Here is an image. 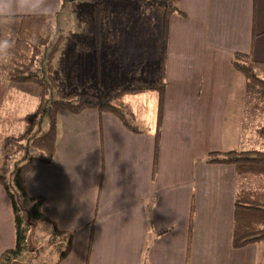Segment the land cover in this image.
Listing matches in <instances>:
<instances>
[{
  "label": "crops",
  "instance_id": "1",
  "mask_svg": "<svg viewBox=\"0 0 264 264\" xmlns=\"http://www.w3.org/2000/svg\"><path fill=\"white\" fill-rule=\"evenodd\" d=\"M177 6L167 18L160 7L152 10L157 20L145 29L157 34L156 50L166 62L160 127L156 110L145 122L135 113V130L95 108L61 111L55 160L36 164L26 177L29 193L44 197L47 216L74 234L60 264L76 263L70 262L76 251L79 264H264V241L232 242L235 196L249 189V176L207 158L210 150L255 148L244 139L246 81L232 58L242 51L264 61V0H180ZM19 27V17L0 24V38L8 33L15 41ZM95 44L102 61V44ZM127 46L123 53L132 52ZM13 51L0 61V165L12 150L8 138L25 133L40 98L36 83L9 79ZM178 99L189 102L187 116ZM201 99L199 126L194 110ZM213 138L218 147L210 146ZM51 224L62 251L67 235L56 236ZM15 245L12 203L0 183V255Z\"/></svg>",
  "mask_w": 264,
  "mask_h": 264
},
{
  "label": "trees",
  "instance_id": "2",
  "mask_svg": "<svg viewBox=\"0 0 264 264\" xmlns=\"http://www.w3.org/2000/svg\"><path fill=\"white\" fill-rule=\"evenodd\" d=\"M179 1L157 0L156 3L167 18L178 9ZM71 5L78 10L87 7L79 0H72ZM19 19L20 27L8 76L14 82L36 83L40 87V98L36 111L26 117L29 124L26 132L20 137L8 138L12 150L0 165V183L5 186L11 199L16 226V245L0 255V264H15L29 251L28 227L23 214L25 205L29 207L30 217L53 223L56 236L67 235L66 247L54 263L60 264L71 252L74 234L59 228L56 221L47 216L43 209L44 197L31 195L26 184V177L36 164H48L55 160L59 113L61 111L81 113L86 109L95 108L99 112L112 113L127 127L135 130L131 123V120H134V112L124 103L123 98L128 94L158 91L159 128L164 112L167 84L163 78L148 80L137 76L115 85L107 93L67 91L55 78V69L50 61L55 58L63 38V35L57 36L54 18L50 21V27L47 26L49 22L42 18L20 16ZM33 38L36 43H31ZM40 57L44 61L37 69ZM232 64L245 76L246 97L264 101V61L255 59L251 52L237 51L232 58ZM45 120L48 122L47 129L43 128ZM255 131L264 146V125L257 127ZM213 154L215 156L210 158L212 162L232 164L241 176L264 174V149L255 147ZM7 171L9 175L6 174ZM233 218L232 242L235 247L264 241V190H239L235 196Z\"/></svg>",
  "mask_w": 264,
  "mask_h": 264
},
{
  "label": "rangeland",
  "instance_id": "3",
  "mask_svg": "<svg viewBox=\"0 0 264 264\" xmlns=\"http://www.w3.org/2000/svg\"><path fill=\"white\" fill-rule=\"evenodd\" d=\"M79 1L84 2L87 7L78 10L73 8L72 5L69 6L66 0H53L54 3L59 5L60 9L58 15L54 17L53 23L57 36L63 35V38L55 58L50 61L55 69V78L59 83H62L65 90L107 93L115 85L135 76V70L145 79L157 80L163 78L167 82L166 62L164 56L162 58L163 51L161 54L156 50L158 36L154 32L150 34L145 32L147 26L151 24L153 27L155 20H157V16H152V10L155 12V9L159 7L156 3L157 0ZM150 4L152 5L147 7ZM96 41H100L103 47V53L100 55L103 63L100 61L99 52L96 50ZM144 43L146 45H142ZM128 44L132 47V52L123 53L122 51L128 47ZM120 48V53H113V49ZM160 56L162 58V60L160 59L161 62L154 63ZM145 57L146 60H144ZM43 61L44 59L40 57L37 69L42 66ZM216 92L214 94L217 95V89ZM151 96L154 99H151ZM247 98L243 128L244 139L247 145L251 144L252 147L264 149L261 138L255 131L257 127L264 125V101ZM123 101L125 104L133 106L135 111L133 112L134 115L136 113L138 121L145 122L150 120V111L156 110L158 112L159 92L148 91L138 95L128 94ZM165 102L164 107L167 104V99ZM176 102L179 108L184 110L182 117L187 116L189 102L179 99ZM219 102L220 99L217 96L216 105ZM203 103L204 100L201 99L198 109L194 110V116H196V122L199 123V126L202 125L203 121ZM140 122L136 123L131 120L133 125L140 124ZM214 122L216 125L218 118H214ZM211 124H213L212 120ZM43 128H48L46 120ZM219 141V138L215 141L214 138L209 140L210 146L218 147ZM213 151L210 150V152ZM210 152L207 154V158L215 156ZM88 167H90V164H88ZM6 174L9 175V171ZM248 176L250 178L249 184L247 183L244 187L264 190V174ZM23 214L27 221L29 249L30 251H38V255L29 258L26 253L15 264H54L62 248L59 240L53 235L52 224L43 219L30 217L28 205H25ZM37 242H41L42 246ZM70 262L79 264L77 251L73 253Z\"/></svg>",
  "mask_w": 264,
  "mask_h": 264
},
{
  "label": "clouds",
  "instance_id": "4",
  "mask_svg": "<svg viewBox=\"0 0 264 264\" xmlns=\"http://www.w3.org/2000/svg\"><path fill=\"white\" fill-rule=\"evenodd\" d=\"M59 5L53 0H0V24L7 25L16 17L30 16L42 18L49 22L59 13ZM35 38L31 43H36ZM15 46L12 36L6 33L0 38V61L10 58Z\"/></svg>",
  "mask_w": 264,
  "mask_h": 264
}]
</instances>
